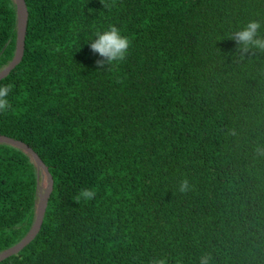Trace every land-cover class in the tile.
<instances>
[{
    "label": "trees",
    "instance_id": "16d2710c",
    "mask_svg": "<svg viewBox=\"0 0 264 264\" xmlns=\"http://www.w3.org/2000/svg\"><path fill=\"white\" fill-rule=\"evenodd\" d=\"M25 1L0 135L54 187L36 238L0 264H264V52L230 39L250 21L264 37V0ZM16 26L0 0V71ZM110 26L131 43L101 69L90 43ZM37 189L29 154L0 144V253L32 228ZM82 189L95 198L76 202Z\"/></svg>",
    "mask_w": 264,
    "mask_h": 264
},
{
    "label": "clouds",
    "instance_id": "9594fccd",
    "mask_svg": "<svg viewBox=\"0 0 264 264\" xmlns=\"http://www.w3.org/2000/svg\"><path fill=\"white\" fill-rule=\"evenodd\" d=\"M104 8L108 5L103 4ZM262 25L258 21H250L242 30L236 31L230 39L234 40L239 45V51L242 53V57L245 54L253 51L264 52V37L259 36V30ZM130 40L121 35L120 30L116 26H110L108 30L104 32H97L96 39L90 43V47L94 53H98L103 60H98L97 66L104 69L106 66L113 65L114 63L122 62L126 59ZM12 90V85H6L0 87V113L6 112L11 108V104L7 99L9 93ZM230 135H237L233 129ZM257 156L264 158V144H257L255 149ZM190 190L189 181L184 179L179 184V192L187 193ZM96 196L94 189H82L79 195L75 197V201L79 202L81 199L92 200ZM211 256L205 254L200 257L199 264H210ZM153 264H167L165 258L154 260Z\"/></svg>",
    "mask_w": 264,
    "mask_h": 264
},
{
    "label": "water",
    "instance_id": "95a60500",
    "mask_svg": "<svg viewBox=\"0 0 264 264\" xmlns=\"http://www.w3.org/2000/svg\"><path fill=\"white\" fill-rule=\"evenodd\" d=\"M16 5L17 18V40L16 52L12 61L0 71V81L6 78L17 65H19L25 54V41L29 22V12L25 0H14ZM0 144H8L17 147L26 153L34 161L38 172V196L39 200L36 206L35 221L28 234L16 245L0 253V262L19 253L29 245L40 232L44 217L46 214L49 199L53 192L54 180L48 166L43 162L39 155L26 143L4 135H0ZM44 181V188H41V182Z\"/></svg>",
    "mask_w": 264,
    "mask_h": 264
},
{
    "label": "rangeland",
    "instance_id": "374dc122",
    "mask_svg": "<svg viewBox=\"0 0 264 264\" xmlns=\"http://www.w3.org/2000/svg\"><path fill=\"white\" fill-rule=\"evenodd\" d=\"M44 181L41 182V188H44Z\"/></svg>",
    "mask_w": 264,
    "mask_h": 264
}]
</instances>
